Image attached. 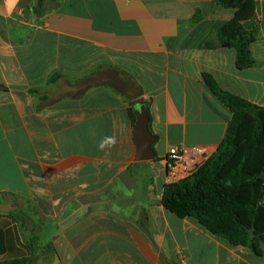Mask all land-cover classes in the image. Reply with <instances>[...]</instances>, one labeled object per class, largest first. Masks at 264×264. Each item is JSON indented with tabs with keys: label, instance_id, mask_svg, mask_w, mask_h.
<instances>
[{
	"label": "crops",
	"instance_id": "crops-1",
	"mask_svg": "<svg viewBox=\"0 0 264 264\" xmlns=\"http://www.w3.org/2000/svg\"><path fill=\"white\" fill-rule=\"evenodd\" d=\"M250 43L238 69L220 32ZM261 108L263 135L245 171H264V0L243 10L215 0H0V263L264 264L162 202L166 156L178 145H221L231 111L204 80ZM145 105L155 159L136 161L131 110ZM137 120V119H136ZM248 114L241 165L254 140ZM115 137L104 151L99 142ZM264 234V177L243 184ZM32 248H31V246Z\"/></svg>",
	"mask_w": 264,
	"mask_h": 264
},
{
	"label": "trees",
	"instance_id": "trees-1",
	"mask_svg": "<svg viewBox=\"0 0 264 264\" xmlns=\"http://www.w3.org/2000/svg\"><path fill=\"white\" fill-rule=\"evenodd\" d=\"M251 0H215L222 8L243 10ZM220 46L237 51V68L242 70L255 65L250 43L243 37L228 38L220 32ZM204 80L215 96L231 111L225 137L216 153L211 155L197 171L184 180L166 185L163 193L164 207L177 217L195 220L211 234L224 239L232 246L249 248L257 256L264 254V234L253 236L248 227L238 218V212L248 210L249 217L256 216L255 193L250 201L240 195L244 183L264 177V171L251 175L245 171L247 158L259 148L263 135V123L259 119L261 108L233 94L223 91L211 75L204 74ZM248 114L256 117L254 140L241 165L226 176L223 170L237 153V136ZM136 123V115L131 110ZM31 246V245H30ZM32 248V246H31ZM36 251L31 257L0 264H40Z\"/></svg>",
	"mask_w": 264,
	"mask_h": 264
},
{
	"label": "built area",
	"instance_id": "built-area-1",
	"mask_svg": "<svg viewBox=\"0 0 264 264\" xmlns=\"http://www.w3.org/2000/svg\"><path fill=\"white\" fill-rule=\"evenodd\" d=\"M208 158V152L202 147L178 145L171 148L166 156L168 181L176 183L189 178Z\"/></svg>",
	"mask_w": 264,
	"mask_h": 264
},
{
	"label": "water",
	"instance_id": "water-1",
	"mask_svg": "<svg viewBox=\"0 0 264 264\" xmlns=\"http://www.w3.org/2000/svg\"><path fill=\"white\" fill-rule=\"evenodd\" d=\"M134 137L137 143L136 161H152L155 159L154 145L156 138L149 129V116L145 105L136 111Z\"/></svg>",
	"mask_w": 264,
	"mask_h": 264
},
{
	"label": "clouds",
	"instance_id": "clouds-1",
	"mask_svg": "<svg viewBox=\"0 0 264 264\" xmlns=\"http://www.w3.org/2000/svg\"><path fill=\"white\" fill-rule=\"evenodd\" d=\"M116 144V138L106 136L98 144V150L104 151L106 148H112Z\"/></svg>",
	"mask_w": 264,
	"mask_h": 264
}]
</instances>
